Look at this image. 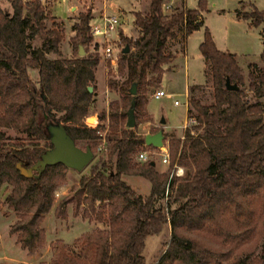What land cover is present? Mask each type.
Returning <instances> with one entry per match:
<instances>
[{
    "label": "trees",
    "instance_id": "trees-1",
    "mask_svg": "<svg viewBox=\"0 0 264 264\" xmlns=\"http://www.w3.org/2000/svg\"><path fill=\"white\" fill-rule=\"evenodd\" d=\"M8 1L11 10L0 6V189L11 187L6 201L19 217L11 230L19 231L22 247L34 252L45 242L40 223L69 167L48 164L31 175L20 167L32 166L52 147L46 128L52 118L75 141L84 139L96 151L101 140L98 128L89 127L85 117L95 100L99 57L96 52L62 56L64 34L44 1ZM167 5L165 0H149L147 12L134 13L139 34L133 38L119 32L129 48L119 50L115 70H107L106 86L118 88L121 95L111 99L100 115L108 120V158L94 163L75 186L90 206L84 216L92 218V210L93 218L108 224L110 231L82 234L78 249L58 240L50 264H145L146 237L168 225L169 240L153 264H264V7L252 4L241 14L262 28L263 66L248 74V87L260 98L252 103L238 86L244 75L237 54L218 48L204 25L205 0H198L194 8ZM92 17V6L78 13L71 27L73 47L92 43ZM47 19L52 21L49 26ZM199 28L203 34L198 49L210 66L214 102L190 98L195 123L183 137L172 135L168 140L170 162L183 166L184 174L168 178L169 172H158L153 159L132 161L145 134L125 126L126 108L133 98L134 111L147 102L177 56L172 48L177 44L184 50L187 36ZM37 38L39 43L33 44ZM227 79L237 87L229 88ZM133 82L135 95L129 92ZM8 128L37 139L8 141ZM41 139L45 145H40ZM123 174L147 178L149 193H139ZM112 198L122 199L121 209ZM95 200L100 201L97 207Z\"/></svg>",
    "mask_w": 264,
    "mask_h": 264
},
{
    "label": "rangeland",
    "instance_id": "rangeland-1",
    "mask_svg": "<svg viewBox=\"0 0 264 264\" xmlns=\"http://www.w3.org/2000/svg\"><path fill=\"white\" fill-rule=\"evenodd\" d=\"M44 3L50 5L56 21L61 25L64 37L60 42V49L62 56H87L89 53H94L92 43L87 47L82 46V53L80 46L73 47L71 37L74 31L71 29L73 23L77 20L78 13L88 6L97 7L101 2L100 0H42ZM136 0H107L108 14H116L118 6L125 8L132 7L131 3L135 4ZM182 0H165V5H176ZM206 10L203 11L205 16V25L210 29L213 38L218 48L222 50H230L237 54L239 64L241 66L244 82L239 83L238 86L244 92V98L249 102H255L260 98L255 95V92L248 87V74L249 72H259L263 66L260 59V52L263 48L262 43V28L260 26H253L250 19H245L241 16L244 11L252 8V4L258 8L264 7V0H205ZM190 7L198 5V0H186L185 2ZM180 3L179 5H181ZM70 5L73 7L69 8ZM0 6L11 10L8 0H0ZM97 11V10H96ZM97 13V12H95ZM118 16V15H117ZM51 19L46 20L47 26L51 25ZM92 23H101L99 17L92 19ZM124 28L129 31L132 26V15L129 13L124 23ZM203 28L194 30L189 36L185 44L184 50L175 44L176 47L172 49L177 50L175 60L167 67L168 72L165 73L161 84L156 85L154 90L148 94L147 102L139 109L135 110V119L139 120L138 124L134 125V129L141 135L151 132L152 130L162 129L164 133V146L168 149V140L172 135H179L183 137L184 131L195 123L190 120V114L194 113V109L190 104V98H198L204 104L214 102L213 87L210 66L203 60L198 45L202 39ZM129 36V34L125 33ZM99 38V37H98ZM39 38L33 41V44H38ZM118 46L121 49L125 46V42L118 41ZM97 53V52H96ZM54 56L53 54H48ZM99 63L95 70L96 75V94L93 106L90 112L85 117V123L91 127H97L96 134L100 137V142L93 158L82 169L66 168L65 182L59 185L54 191V199L49 211L44 215L40 225L46 231L45 242L36 248L34 252H28L27 248L22 247L19 241V231H12V225L18 220V211L9 206L6 201V196L10 192V186L4 185L0 189V264H50V260L55 255V244L58 240L65 243L69 249H78L81 243L78 238L84 233L96 234L98 232H109V225L97 221L93 218V211L91 210L92 218L84 216V210L90 212L89 203L84 200L85 194L80 197L75 188L78 185L82 175L90 171L91 166L96 163L100 158H108L109 142L106 139L107 131V118L101 117L103 111H107L108 102L113 98H118L121 95V90H110L106 86L107 70L111 67L115 70L116 64H113L109 59H104L97 53ZM186 64V67H185ZM149 75V74H148ZM32 76L37 79V72L33 70ZM118 77V76H116ZM119 78V77H118ZM119 81H122L119 78ZM188 82V85L186 84ZM187 85V88H186ZM163 87L167 91H172L179 99L180 104L174 105V98L172 96H162L155 98L152 93L155 89ZM93 90V88H92ZM187 91V96L185 95ZM130 92V91H129ZM187 103V117L184 122V107ZM128 107L126 108L127 111ZM98 113L96 120L90 117L91 122H86L90 113ZM164 122H161V118ZM54 119V118H53ZM56 119V118H55ZM127 119V114L125 120ZM52 120V119H50ZM49 120V121H50ZM95 120V121H94ZM48 121V122H49ZM168 121V125L165 123ZM183 121V122H182ZM126 122V121H125ZM183 123L182 126H177ZM105 124V128L100 125ZM126 126V125H125ZM128 127V126H126ZM192 132L196 133L193 129ZM6 140L15 141L16 139H23L25 141H35V136L29 137L26 133L17 130L16 128L6 129ZM40 145H45V140L41 139ZM76 145L80 148H86L84 139H77ZM137 153L133 156L132 161H138L137 154L146 150L151 153L154 148L144 144H140ZM156 148V147H155ZM169 152V151H168ZM162 154L153 155L155 168L158 172L168 171L169 176L183 175L184 167L170 162L161 161ZM175 164L182 168L181 174L175 173ZM122 178L134 187L139 193L147 194L150 191V181L140 175L123 174ZM170 191V190H169ZM167 193V192H165ZM78 200L81 202L78 204ZM119 209L122 208L123 201L120 198H112ZM100 203L95 200L94 207ZM78 205V206H77ZM170 225L159 232L150 234L145 240V264H153L163 254L164 243L169 240Z\"/></svg>",
    "mask_w": 264,
    "mask_h": 264
},
{
    "label": "water",
    "instance_id": "water-1",
    "mask_svg": "<svg viewBox=\"0 0 264 264\" xmlns=\"http://www.w3.org/2000/svg\"><path fill=\"white\" fill-rule=\"evenodd\" d=\"M128 48V45H125L122 51L126 52ZM80 50V53H82L81 45ZM226 83L231 89H235L237 87L236 84H231L228 79L226 80ZM92 88L93 87L91 85L88 86L89 91H92ZM129 91L132 95L136 94V82L132 83ZM134 108L135 99L133 98L131 100L130 106L126 111L127 119L125 125L128 127H134V125L136 124ZM91 116L96 120V117H98V113H90V115L86 119V122H91L89 120ZM161 122H164L163 117L161 118ZM46 128L49 134L50 141L52 143V147L45 150L41 154L40 158L32 166L28 168L20 167V170L23 174L31 175L33 170H37L38 172H40L43 168H45L46 165L56 164L58 162L64 163L68 167L80 170L84 168L93 158L94 152L92 151V149L89 146H86L85 149H82L78 145H76L75 140L67 133L63 124L59 120L52 118V120L47 123ZM144 141L146 145H152L156 148L164 147L163 130L160 128L155 132H147L144 136ZM151 163L154 164V160H152Z\"/></svg>",
    "mask_w": 264,
    "mask_h": 264
},
{
    "label": "built area",
    "instance_id": "built-area-1",
    "mask_svg": "<svg viewBox=\"0 0 264 264\" xmlns=\"http://www.w3.org/2000/svg\"><path fill=\"white\" fill-rule=\"evenodd\" d=\"M168 6V5H167ZM120 24V19L117 15H102L101 23H90L91 34L93 35L92 46L94 51L97 52L104 59H109L113 64H116L118 58V52L120 50L118 46L119 38H113V33H116L118 26ZM99 37V38H98ZM155 98H160L162 96H170L163 88H157L152 93ZM187 96V91L185 93ZM177 103V102H176ZM187 103H185L186 105ZM187 106V105H186ZM190 120L194 121L193 117ZM162 154L161 161L169 162V152L164 146L162 148H154V150L149 154L146 150H142L137 154V159L139 161H145L148 159H153V155ZM175 173L181 174L182 168L175 164Z\"/></svg>",
    "mask_w": 264,
    "mask_h": 264
},
{
    "label": "crops",
    "instance_id": "crops-1",
    "mask_svg": "<svg viewBox=\"0 0 264 264\" xmlns=\"http://www.w3.org/2000/svg\"><path fill=\"white\" fill-rule=\"evenodd\" d=\"M100 1L101 2L97 5V7H93V5H92L93 17L90 20L91 24H92V19L95 18V17H99L101 19L102 15H104V14L105 15H116L114 13L108 14V12H107V0H100ZM185 2H186V0H182L181 2H178V3L175 2V3H176V5H179L180 3H183L184 6L190 7ZM131 5H132V7H128V8H125L124 6H118L116 13H117V15H118V17L120 19V24L118 26L117 32L113 33V35H112L113 38H119V32L120 31H122L124 35H125V33L129 34V36L133 37V38H135L139 34V29H138V27L136 26V24L134 22V19H135L134 13L136 11H140L142 13L147 12L148 11V7H149V0H136L135 4L131 3ZM71 7H73V5L69 6V8H71ZM195 7H197V6H195ZM190 8H194V7H190ZM95 12H97V13H95ZM129 13H131V15H132V26H131V29L129 31H127L124 28V26H125L124 23H125V20L127 19V15ZM202 14L204 15L203 12H202ZM204 18H205V16H204ZM204 21H205V19H204ZM204 25H205V22H204ZM188 36L186 38V41L188 39ZM203 60H204V58H203ZM185 67H186V64H185ZM167 72H168V69L163 73L161 81L163 80V77H164L165 73H167ZM186 84L188 85V82ZM187 85H186V88H187ZM160 88H163V87H160ZM165 91L167 93H169L170 96H172L174 94V92H172V91H167V90H165ZM173 97H175V96H172V98ZM173 100H174V102H173L174 105H179L180 104V101H179L178 98L175 97ZM186 112H187V106L185 105V107H184L185 116H184V119H183L184 122L186 121V117H187V113ZM165 124L168 125V121ZM179 125L182 126L183 123L178 124L177 126H179Z\"/></svg>",
    "mask_w": 264,
    "mask_h": 264
},
{
    "label": "flooded vegetation",
    "instance_id": "flooded-vegetation-1",
    "mask_svg": "<svg viewBox=\"0 0 264 264\" xmlns=\"http://www.w3.org/2000/svg\"><path fill=\"white\" fill-rule=\"evenodd\" d=\"M87 146V145H86Z\"/></svg>",
    "mask_w": 264,
    "mask_h": 264
}]
</instances>
